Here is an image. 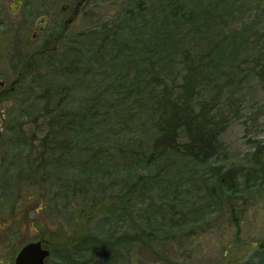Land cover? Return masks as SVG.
<instances>
[{"label": "rangeland", "instance_id": "obj_1", "mask_svg": "<svg viewBox=\"0 0 264 264\" xmlns=\"http://www.w3.org/2000/svg\"><path fill=\"white\" fill-rule=\"evenodd\" d=\"M154 2L163 6L167 0ZM185 3L186 12L196 11L193 2ZM217 8L215 26L202 24L196 38L186 35L181 20L162 27L171 9L157 11L156 31L168 28V45L176 44L177 54L167 66L170 76L177 81L188 67H197L193 104H205L226 125L218 137L222 146L206 167L178 161L173 171L162 161L161 183L150 191L136 180L145 172L128 150L153 139L152 119L141 117L123 128L120 110L126 100H115L121 103L116 115L105 112L114 98L98 96L102 77L91 54L90 62L79 66L81 72L89 69L87 80L63 72L95 45V31L113 29L127 10L138 11L133 0H91L74 23L59 27L58 38L49 42L16 94L25 115L17 119L24 126L15 130L9 160L14 165L16 252L41 237L53 253L51 264H235L264 248V171L258 179L252 173L258 162L264 164V1L226 0ZM225 10L233 12L226 20L221 17ZM83 104L89 106L91 149H98L103 167L96 166L94 156L90 166L80 167L88 163L86 157L64 151L75 128L53 131L57 119L66 124ZM113 127L122 140L118 137L105 155ZM209 168H219L235 184L224 182L229 190L215 187ZM82 173L92 175L90 182H80ZM147 236L150 245L143 241ZM94 246L98 251L89 255Z\"/></svg>", "mask_w": 264, "mask_h": 264}, {"label": "trees", "instance_id": "obj_2", "mask_svg": "<svg viewBox=\"0 0 264 264\" xmlns=\"http://www.w3.org/2000/svg\"><path fill=\"white\" fill-rule=\"evenodd\" d=\"M154 1L133 0L135 9L138 11L133 15L131 11L127 10L125 15H122V18L120 17L121 19L114 24L113 29L110 26H103L99 31H95V39L92 42L95 45L91 46L86 53L75 57L71 63L72 67L67 68V71L63 70L66 75H71L79 82L87 80L89 69L86 68L81 72L79 66L84 61L89 63L91 54L93 67L96 74L98 72V79L102 77L97 85L98 96L106 99L114 98V102L105 106V112L106 109H109L116 115L118 107L123 103L122 100H126L129 102H126L127 107H124L125 109L121 107L120 110V113L123 110L121 114H124L123 128H129L136 122V119L141 117L152 119L153 130H155L153 139L150 142H138L136 149L128 150V156L134 159L135 163L145 172L144 175H139L136 180H141L144 187L149 189L148 191L151 190V187L161 183L158 182L162 179L161 170L158 168L162 167V161L166 165H170L168 168L173 171L179 167L176 166L178 161L206 167L208 160L217 155L222 146L218 137L226 125V121L206 108L205 104L200 105L199 103V107L195 108L193 99L197 95V67H188L180 80L176 81L170 76L172 70L167 66L170 56L177 54L176 44L168 45V28L157 31L155 28L158 9L161 12L164 8H169L171 10L164 20H161V26L163 27L165 22L169 24L181 20L187 26L184 30L186 35L191 34L193 38H196L197 35H200L196 31L202 24L208 27L215 26L216 23H213L212 20H218L220 14L217 7L226 0H167L163 6H160V2L155 4ZM186 1L195 4V12L185 11ZM146 3H150V12L145 9ZM231 14L233 12L225 10L221 17L226 20ZM222 18H219V22L223 21ZM225 20L223 25L227 22ZM200 22L201 24H199ZM205 22L206 24H204ZM81 76L82 79H80ZM115 100L122 102L116 103ZM57 105L59 104L57 103ZM84 106L83 104L76 110L67 122L68 124H63V118L60 117L56 120L58 126L53 128V131H62V129L65 131L67 126L75 128L70 142L66 145L68 147L64 151L68 148L71 149L72 157L75 154L84 155L88 163L80 161L81 163L78 162L80 167L90 166L89 162L93 156L95 159L97 154H100L98 149L95 151L91 149L90 133L92 129L89 120V106ZM52 125L50 122L48 126L52 127ZM117 131L116 127H113V133L108 134L109 145L104 151L100 150L105 155L112 151L116 139L120 137ZM47 136L49 137L50 134ZM120 139L122 140L121 137ZM98 158L99 161L97 158L95 160L96 166L103 167L106 161L101 160L100 156ZM256 165L258 171L251 172L255 173L258 179L264 171V164L258 162ZM82 170L87 169L83 168ZM208 170L215 180V187L224 186L229 190L231 185L224 182L232 180L235 184L234 178L228 180L219 168H209ZM249 170L251 169L249 168ZM78 175L82 184L90 182L92 177L91 174ZM175 193L173 191L174 197ZM143 241L147 245L152 243L149 236ZM126 242V245L132 248V243ZM114 246L111 245L107 250L105 249L109 251V256ZM96 247L89 249V255L96 254L97 248H99ZM84 262H87V259Z\"/></svg>", "mask_w": 264, "mask_h": 264}, {"label": "flooded vegetation", "instance_id": "obj_3", "mask_svg": "<svg viewBox=\"0 0 264 264\" xmlns=\"http://www.w3.org/2000/svg\"><path fill=\"white\" fill-rule=\"evenodd\" d=\"M90 1L0 0V264H15L17 254L26 245L36 243L48 252L43 263L51 264L49 257L53 253L41 237L15 251L14 165L9 160L13 155L10 149L14 145L15 130L21 131L24 126L17 119L25 117L16 94L34 69L36 60L49 50V42L58 38L59 27L66 29L74 23Z\"/></svg>", "mask_w": 264, "mask_h": 264}, {"label": "water", "instance_id": "obj_4", "mask_svg": "<svg viewBox=\"0 0 264 264\" xmlns=\"http://www.w3.org/2000/svg\"><path fill=\"white\" fill-rule=\"evenodd\" d=\"M48 252L38 243L26 245L16 256L15 264H44ZM235 264H264V248L252 251L244 260Z\"/></svg>", "mask_w": 264, "mask_h": 264}]
</instances>
